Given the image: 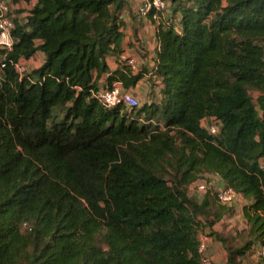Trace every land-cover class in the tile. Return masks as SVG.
Here are the masks:
<instances>
[{
	"label": "trees",
	"instance_id": "obj_1",
	"mask_svg": "<svg viewBox=\"0 0 264 264\" xmlns=\"http://www.w3.org/2000/svg\"><path fill=\"white\" fill-rule=\"evenodd\" d=\"M172 1L179 30L157 29L162 98L129 112L92 94L120 50L124 0H36L14 19L0 49V264H202L206 227L225 264L264 246V0ZM140 78L121 65L105 82ZM205 173L236 199L189 196ZM239 197L245 239L231 247L211 227Z\"/></svg>",
	"mask_w": 264,
	"mask_h": 264
},
{
	"label": "crops",
	"instance_id": "obj_2",
	"mask_svg": "<svg viewBox=\"0 0 264 264\" xmlns=\"http://www.w3.org/2000/svg\"><path fill=\"white\" fill-rule=\"evenodd\" d=\"M11 14L14 19L24 21L29 14L30 9L34 6L36 0H6ZM141 0H124L122 7L119 9L118 16L120 19L119 30L122 33L120 42V50L112 55L106 57L105 61L108 67V72L101 74L97 79V88L101 89L106 86V78L116 68L121 65L130 67L133 73H140L141 78L132 86L125 89L135 96L140 103L158 102L162 98V82L156 74V55L159 50V40L157 38L158 25L167 26L169 23L179 30V11L172 0H166V9L162 15L157 19H151L149 16H140L136 14L135 10L140 4ZM14 10L17 11L18 16H14ZM36 58V62H32ZM44 59L41 51H36L34 55L26 60L20 59L25 63L27 69L39 66ZM128 60L133 61L131 66ZM260 114V113H259ZM208 119H204L207 121ZM205 179L200 178L196 180L194 185L199 181H205L210 192L214 193L217 189L224 186V182L216 174H204ZM192 183V184H193ZM198 193H202L197 191ZM204 193V192H203ZM248 203V200L239 197L231 205V210L222 215V218L216 221L211 229L218 231L221 229L220 222L225 221V229H230L235 225L234 217L239 220V217L244 221L242 216L243 206ZM245 224V221H244ZM209 230L204 228V234L198 232V238L206 237L205 254L209 256L211 264H225L226 253L222 244L210 237L206 236Z\"/></svg>",
	"mask_w": 264,
	"mask_h": 264
},
{
	"label": "built area",
	"instance_id": "obj_3",
	"mask_svg": "<svg viewBox=\"0 0 264 264\" xmlns=\"http://www.w3.org/2000/svg\"><path fill=\"white\" fill-rule=\"evenodd\" d=\"M166 9V0H141L135 12L140 16H149L151 19L159 18ZM14 27V18L11 14L10 7L6 0H0V49L9 50L12 45L11 31ZM20 63V62H19ZM18 62L14 63L17 72L22 75L26 68L19 65ZM132 66L133 61L128 60ZM2 66V64H1ZM25 69V70H24ZM98 102L107 108H112L118 105H123L127 112L132 108L139 106V100L124 89L119 81H113L108 86L92 93ZM219 121L211 118L209 123L206 124V130L209 134L216 135L219 131ZM205 181H198L195 184V189L203 192L207 189ZM217 200L222 204H230L236 199V193L230 188L223 186L216 191ZM206 237L198 239L197 250L200 254V261L202 264H211L210 258L205 254L206 250ZM257 255L260 259V264H264V246H257Z\"/></svg>",
	"mask_w": 264,
	"mask_h": 264
},
{
	"label": "rangeland",
	"instance_id": "obj_4",
	"mask_svg": "<svg viewBox=\"0 0 264 264\" xmlns=\"http://www.w3.org/2000/svg\"><path fill=\"white\" fill-rule=\"evenodd\" d=\"M14 16H18V13L16 10H14ZM22 61V60H21ZM21 61H18L19 65H21L22 67L26 68V70H28L26 67L27 65ZM36 58H34V60H32V62H36ZM25 70V69H24ZM249 94L251 96V98L255 101V98L257 96V92L256 91H249ZM142 116V115H141ZM209 122L207 121L205 123L208 124ZM201 178L205 179L204 175H201ZM213 191V190H211ZM187 194L189 196H191L193 199L196 200H200L201 197H203V193H198L195 190V185L193 184H189L187 187ZM211 199H213L214 201L216 200L213 193L209 194ZM234 223L235 225L232 226V228L230 229H225L226 227V223L225 221L220 222V227L221 229L218 230V232L221 234V236H223L226 239L227 242V246L230 245L231 247H236L239 246L245 239V232H246V224H244V221H242L239 217V220L234 217ZM201 222V221H200ZM200 226H203L202 223H200ZM200 234H204V232L202 230L199 229ZM98 244L103 246V243L101 242L100 239L97 240ZM257 246L254 244L251 245V247L248 249V251L246 252V254L241 257V259H239V264H260V259L257 255V250H256Z\"/></svg>",
	"mask_w": 264,
	"mask_h": 264
}]
</instances>
